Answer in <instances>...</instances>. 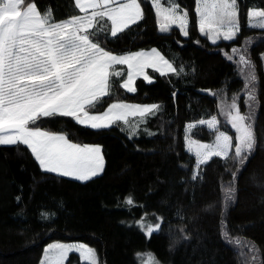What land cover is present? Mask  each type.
Returning a JSON list of instances; mask_svg holds the SVG:
<instances>
[{
  "label": "trees",
  "instance_id": "16d2710c",
  "mask_svg": "<svg viewBox=\"0 0 264 264\" xmlns=\"http://www.w3.org/2000/svg\"><path fill=\"white\" fill-rule=\"evenodd\" d=\"M138 2L140 21L116 38L97 26L94 42L113 54L155 48L176 71L161 76L148 69L154 82L138 78L136 91L128 93L120 86L127 69L116 66L109 95L89 112H103L115 101L156 104L159 111L143 122L131 116L129 124L107 129L59 116L30 125L72 143L100 146L103 173L88 181L42 171L25 146L0 145V264H39L53 241L85 243L96 250L99 264H264V29L250 27L247 15L264 10V0H238L237 38L215 44L199 31L195 0H176L188 12L187 37L177 26L160 32L151 0ZM35 3L42 13L51 9L53 21L80 14L74 0ZM101 24L110 26L105 18ZM232 48H247L257 76L247 121L255 145L244 165L231 159L233 149L228 159L213 157L197 168L187 139L212 142L219 129L233 135L228 124L208 129L199 121L215 116L221 124L233 96L241 114L249 112L247 69L237 65L238 56L226 59ZM189 124L196 127L189 131ZM228 188L234 189L231 197ZM142 216L152 223L163 218L151 238L137 226ZM67 264L86 263L70 254Z\"/></svg>",
  "mask_w": 264,
  "mask_h": 264
},
{
  "label": "snow or ice",
  "instance_id": "6c2138e0",
  "mask_svg": "<svg viewBox=\"0 0 264 264\" xmlns=\"http://www.w3.org/2000/svg\"><path fill=\"white\" fill-rule=\"evenodd\" d=\"M195 2L201 34L214 44L221 38L224 41L237 38L238 0ZM164 3L168 6L164 7L161 0H154L155 14L161 18L160 32L166 33L171 25H177L180 33L187 37L188 12L183 11L181 14L176 0H164ZM74 6L84 15L54 22L51 9L42 13L35 0H0V145L25 146L42 171L88 181L103 171L100 146L72 143L65 135L30 125H35L40 118L56 116L71 117L78 125L91 129H107L121 121L129 124L128 118L137 115L143 122L146 115H155L160 106L116 102L101 114H90L89 109L95 108L101 98L109 95L112 87L110 69L113 65H127L126 79L120 86L128 93L136 91L134 81L137 77L142 76L148 83L154 82L146 69L151 68L161 76L165 75L162 65L173 72L176 69L156 49L151 52L114 55L94 42L97 32L93 29L97 26L105 34L110 31V36L116 38L118 33L140 21L143 12L138 0H74ZM89 8L93 9L90 15ZM247 15L264 17V10H252ZM105 17L110 21V26L101 24ZM250 26L264 29V22ZM246 52L247 48H232V54L225 53L228 61L238 56L237 65L247 69L245 91L248 99L245 105L249 108L248 114H241L235 96L223 108L227 122L235 131L236 143L234 145L232 136L224 131L215 135L214 144L189 140L190 145H196L197 168L207 164L213 157L228 159L233 148L231 159L244 165L254 148L253 125L247 121L251 120V107L257 99V76L254 65L246 58ZM172 95L175 99L177 93L173 92ZM199 124L207 125L208 129H216L218 120L213 116L211 119H201ZM195 127V124L188 125L189 131ZM189 151H192L191 146ZM236 175L232 173L234 179ZM196 178L194 175L193 179ZM227 192L231 197L234 189L228 188ZM126 202L133 205L131 198ZM162 220V217L157 218L152 223L148 222L146 216H142L137 226L151 238L155 232L160 231ZM53 250L55 257L49 261L47 253ZM45 251L44 264H67L73 253H78L79 257L90 261V264H97L95 251L82 244H54Z\"/></svg>",
  "mask_w": 264,
  "mask_h": 264
},
{
  "label": "rangeland",
  "instance_id": "374dc122",
  "mask_svg": "<svg viewBox=\"0 0 264 264\" xmlns=\"http://www.w3.org/2000/svg\"><path fill=\"white\" fill-rule=\"evenodd\" d=\"M161 2H162V5L164 6V7H167L168 5L166 4V3H164V0H161ZM151 3H152V5H153V7H154V0H151ZM179 7V10H180V13L182 14L183 13V9L180 7V6H178ZM154 9H155V7H154ZM103 9H98V11H102ZM252 10H257V11H261L260 9H252ZM252 10H250V11H252ZM80 11V10H79ZM93 11V9H91V8H89L88 9V14L90 15L91 14V12ZM198 15V14H197ZM158 18V22H159V25H160V22H161V18L160 17H157ZM105 19H107L106 17H105ZM249 20H250V24L251 25H255V24H258V23H260V22H264V17H249ZM198 21H199V17H198ZM109 23H110V21H109ZM173 26H177V25H171L170 26V28L171 27H173ZM178 27V26H177ZM256 28H259V27H256ZM224 29H222V31H223ZM221 40H223L222 38L220 39V40H218L217 42H219V41H221ZM210 42H212L211 40H210ZM216 42V43H217ZM153 49H155V48H153ZM151 50L152 49H150V50H140V51H137V52H141V51H143V52H151ZM157 50V49H156ZM158 51V50H157ZM159 52V51H158ZM135 53V52H134ZM160 54H161V52H159ZM113 54V53H112ZM115 55H127V53H125L124 52V54L122 53H115ZM162 55V54H161ZM163 56V55H162ZM164 57V56H163ZM262 57H264V54H262ZM164 59L165 60H167V58L166 57H164ZM168 61V60H167ZM263 61H264V59H263ZM169 62V61H168ZM170 63V62H169ZM116 66H120V65H113L112 66V68L110 69V73L116 68ZM123 66H125L126 67V69H127V65H123ZM149 69H151V68H149ZM162 69H163V71H164V73H169L170 71H171V69H168L166 66H163L162 65ZM146 71V73L148 74V69H146L145 70ZM127 74V73H126ZM138 78H142V76L141 77H137L136 79H138ZM125 79H126V77H125ZM136 79H135V81H136ZM135 81H134V87H135ZM116 102H122V101H115V102H113V103H116ZM125 103V102H124ZM112 104V103H111ZM110 104V105H111ZM128 104H131V105H141V104H132V103H128ZM109 105V106H110ZM108 106V107H109ZM141 106H148V105H141ZM107 107V108H108ZM107 108L104 110V111H106L107 110ZM103 111V112H104ZM103 112H99V113H92V114H101V113H103ZM138 116V115H137ZM222 116H224V118H223V122L221 123V124H217V127H218V125H224V124H228V127L231 129V126H230V124L227 122V117L224 115V114H222ZM131 117V116H130ZM216 127V128H217ZM232 130V132H233V135L231 134V133H229V132H227V130H221V129H219L218 131H217V133H216V135L218 134V132L219 131H224V132H226V134H228V135H230V136H232V138H233V144L235 145V143H236V141H235V131L233 130V129H231ZM58 135H62V134H58ZM189 140H195V141H197L198 143H203V144H214L215 143V139H214V141H212V142H205V141H200V140H197V139H194V138H189V139H187V149L189 150V147L191 146V148H192V151H190V152H193L194 154H195V148H196V145L195 144H189ZM90 146H98V145H90ZM234 149V148H233ZM233 149L232 150H230V152H229V155L233 152ZM102 155V154H101ZM221 158H223V157H221ZM103 167H104V164H103ZM103 173V171L98 175V176H100L101 174ZM56 174V173H55ZM59 175V174H58ZM67 177H71V178H74V179H76L74 176H67ZM95 178V177H94ZM54 244H64V245H73V246H76V245H80V244H82V245H85L86 247H88V248H91V249H93L94 251H95V254H96V260H97V264H99V258H98V255H97V252H96V250L94 249V248H92L91 246H89V245H87V244H85V243H82V242H79V241H71V242H62V241H53V242H51V243H49L48 245H46L45 246V249H44V252H43V255H42V257H41V259H40V261H39V264H44V261H45V257H46V249H48L49 248V246L50 245H54ZM73 254H76V255H78V253H73ZM47 256H48V258H49V261H51V259H54V257H55V250H53V251H51V252H48L47 253ZM79 256V255H78ZM80 258V261H81V263H86V264H90V261H85L82 257H79Z\"/></svg>",
  "mask_w": 264,
  "mask_h": 264
},
{
  "label": "crops",
  "instance_id": "0c3cea01",
  "mask_svg": "<svg viewBox=\"0 0 264 264\" xmlns=\"http://www.w3.org/2000/svg\"><path fill=\"white\" fill-rule=\"evenodd\" d=\"M79 15H84V13H82V12H80V14ZM63 21V20H62ZM54 22H60V21H54ZM251 24H250V22H249V26H250ZM251 27V26H250ZM253 28H256V27H253ZM90 31H92V30H90ZM135 52H137V51H135ZM125 53H127V54H129V53H134V52H125ZM122 54V53H121ZM124 54V53H123ZM115 55V54H114ZM90 114H92V113H90ZM54 134H56V133H54Z\"/></svg>",
  "mask_w": 264,
  "mask_h": 264
},
{
  "label": "water",
  "instance_id": "95a60500",
  "mask_svg": "<svg viewBox=\"0 0 264 264\" xmlns=\"http://www.w3.org/2000/svg\"><path fill=\"white\" fill-rule=\"evenodd\" d=\"M207 94H209L211 97H213V94H210L209 92H206Z\"/></svg>",
  "mask_w": 264,
  "mask_h": 264
}]
</instances>
